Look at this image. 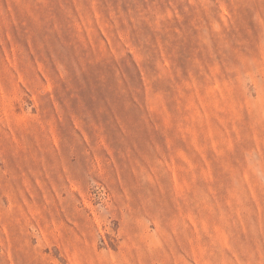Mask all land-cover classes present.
<instances>
[{
	"label": "rangeland",
	"instance_id": "rangeland-1",
	"mask_svg": "<svg viewBox=\"0 0 264 264\" xmlns=\"http://www.w3.org/2000/svg\"><path fill=\"white\" fill-rule=\"evenodd\" d=\"M0 264H264V0H0Z\"/></svg>",
	"mask_w": 264,
	"mask_h": 264
}]
</instances>
